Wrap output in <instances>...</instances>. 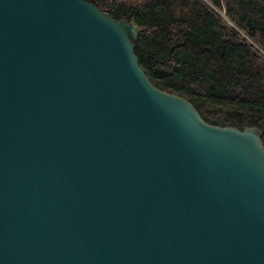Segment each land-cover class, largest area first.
Listing matches in <instances>:
<instances>
[{
  "label": "water",
  "instance_id": "95a60500",
  "mask_svg": "<svg viewBox=\"0 0 264 264\" xmlns=\"http://www.w3.org/2000/svg\"><path fill=\"white\" fill-rule=\"evenodd\" d=\"M136 44L95 0H0V264H264L262 130L206 123Z\"/></svg>",
  "mask_w": 264,
  "mask_h": 264
},
{
  "label": "trees",
  "instance_id": "16d2710c",
  "mask_svg": "<svg viewBox=\"0 0 264 264\" xmlns=\"http://www.w3.org/2000/svg\"><path fill=\"white\" fill-rule=\"evenodd\" d=\"M95 1L136 26L134 53L155 87L208 124L260 128L264 147V0Z\"/></svg>",
  "mask_w": 264,
  "mask_h": 264
},
{
  "label": "rangeland",
  "instance_id": "374dc122",
  "mask_svg": "<svg viewBox=\"0 0 264 264\" xmlns=\"http://www.w3.org/2000/svg\"><path fill=\"white\" fill-rule=\"evenodd\" d=\"M205 1H206V0H205ZM206 3H207V1H206ZM207 4H208V3H207ZM208 5H209V4H208ZM212 8H213L216 12H218V13L220 12V11H219L218 9H216L215 7H212ZM221 13L223 14V12H220V14H221ZM222 14H221V15H222ZM222 17H223V16H222Z\"/></svg>",
  "mask_w": 264,
  "mask_h": 264
}]
</instances>
